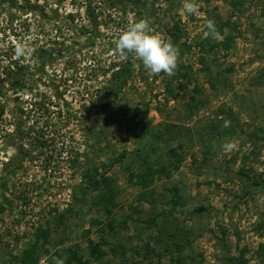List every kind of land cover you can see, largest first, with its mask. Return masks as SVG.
<instances>
[{"label":"rangeland","instance_id":"rangeland-1","mask_svg":"<svg viewBox=\"0 0 264 264\" xmlns=\"http://www.w3.org/2000/svg\"><path fill=\"white\" fill-rule=\"evenodd\" d=\"M183 2L0 0V67L28 71L0 120V264H77L68 247L85 264H264V0ZM141 18L179 49L174 75L116 54Z\"/></svg>","mask_w":264,"mask_h":264},{"label":"clouds","instance_id":"clouds-1","mask_svg":"<svg viewBox=\"0 0 264 264\" xmlns=\"http://www.w3.org/2000/svg\"><path fill=\"white\" fill-rule=\"evenodd\" d=\"M184 11L188 14H197L199 6L195 0H184ZM206 31L203 32L202 38L215 39L216 26L214 21L206 22ZM115 52L121 59H126L129 54L140 61L151 74L159 75L164 73L172 76L178 66L179 49L172 41L165 40L162 36L155 34L149 22L145 19L132 20L124 29L120 31L117 38L113 41ZM35 49L24 43H17L15 46V56L17 58L30 56ZM225 127L230 126V121H225ZM223 147L226 150H234L237 145L232 142H226Z\"/></svg>","mask_w":264,"mask_h":264},{"label":"trees","instance_id":"trees-1","mask_svg":"<svg viewBox=\"0 0 264 264\" xmlns=\"http://www.w3.org/2000/svg\"><path fill=\"white\" fill-rule=\"evenodd\" d=\"M134 3L139 2L140 0H132ZM60 51V50H59ZM38 52V57H39V68L38 69H42L43 68V63H44V57L45 54L47 53L48 56H51L52 53L46 49H42L39 48L37 50ZM60 53V52H59ZM10 57V56H9ZM11 58V57H10ZM20 59V58H18ZM0 120L2 119L3 116V106H4V99H6V91L7 90H11L16 92L17 90L23 89L25 87V74L27 71L26 67L21 64V62L17 61V59H10L7 61V64L0 67ZM127 70L129 71L128 68L125 67H121L119 68V70H116V72L113 73L114 78L117 79H124V74L127 72ZM35 106L38 105L39 108L41 110H45L46 108L42 105V104H36L37 102H34ZM24 110H20V112L23 113ZM16 132L19 136L24 137V135H29L30 132L26 131L25 133L22 131H19V127L16 128ZM38 136H41V132H37ZM9 134L7 133V136ZM42 137V136H41ZM35 138V137H34ZM35 140L37 141V147H42V148H46L48 146L47 141L46 140H38V138L36 137ZM18 149V148H17ZM22 149V148H21ZM20 148L18 149V153L16 154V156H14V160H12V166L13 168L19 169L22 167V159L27 156L30 159H33V156H30L28 152L26 151H22ZM146 170H149L150 167L146 166L145 167ZM12 173V171L10 172ZM84 175H86V177L89 178L88 180V185L86 187H94L96 188L100 183H102L101 181H103V179L100 181L98 179H96V177L90 178L91 176H88V173H85ZM134 176V175H133ZM146 176L145 175H141V180L143 181L144 178ZM73 211V207L71 205L67 206L66 208H63L62 210H57L55 208H49V214L50 216H58V221H63V218H65V216H69L71 214V212ZM43 237H46V234L43 235ZM68 252H69V257H68V261L70 262V260H75V262L77 264H85V261L82 260L71 247H68ZM35 250V246H31V249L29 251V253L26 254V256L24 257V259L26 260L25 262L30 263V262H35L36 258L34 256V253H31L32 251ZM103 254L102 250L99 249L98 245L95 244L94 246H92V251H91V256H93L94 258H99L101 257Z\"/></svg>","mask_w":264,"mask_h":264}]
</instances>
